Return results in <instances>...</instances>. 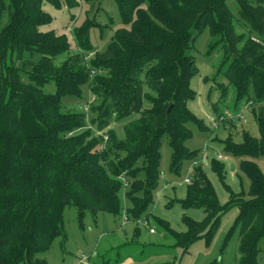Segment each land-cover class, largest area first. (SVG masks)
Here are the masks:
<instances>
[{
	"label": "trees",
	"instance_id": "16d2710c",
	"mask_svg": "<svg viewBox=\"0 0 264 264\" xmlns=\"http://www.w3.org/2000/svg\"><path fill=\"white\" fill-rule=\"evenodd\" d=\"M43 1L0 0V264H49L43 254L57 238L67 240V205L75 206L81 219L91 213L96 220L101 211L126 214L136 228L152 217L154 226L186 250L211 226L209 241L220 213L237 207L240 264H258L264 237L261 167L242 159L241 169L250 179L246 195L226 183L224 163L213 158L211 166L230 192L229 201L220 205L204 167L195 164L200 152L186 142L192 136L189 122L207 126L189 104L197 96L191 81L199 73L192 50L209 28L206 52H221L218 71L234 86L237 99L245 98V105L252 101V108L259 105L260 136L245 131L240 143L228 137L225 149L242 157L264 155V0H237L242 20L251 26L247 34L236 29L227 0H116L123 26L107 48L94 49L87 21L74 28L77 52L66 34L40 29L52 21ZM48 1L56 8L79 4ZM27 54L40 58L28 67ZM52 83L55 90H46ZM86 87L90 117L83 110L64 111V98L80 100ZM113 122L124 126L123 137ZM103 130L107 140L97 134ZM165 135L173 171L185 160L195 164L186 196L175 203L203 208L206 214L202 220L183 215L185 231L149 210Z\"/></svg>",
	"mask_w": 264,
	"mask_h": 264
},
{
	"label": "rangeland",
	"instance_id": "374dc122",
	"mask_svg": "<svg viewBox=\"0 0 264 264\" xmlns=\"http://www.w3.org/2000/svg\"><path fill=\"white\" fill-rule=\"evenodd\" d=\"M78 1L79 4L74 7H67L63 4L61 8H56L48 0H44L43 8L51 14L52 21L40 26V29L66 34L73 46L72 52H77L80 49L74 35V28L81 27L87 21H91L89 37L94 49L105 50L115 31L123 26L117 1ZM227 3L234 13L236 29L238 32L244 31L247 34L251 26L242 20L237 0H227ZM253 35L256 36V34ZM210 38V30L206 28L194 43L192 53L196 59L199 73L191 81L192 87L197 91V96L189 104L192 111L202 118L207 126L200 127L195 122H189L192 136L186 144L190 150L200 152L197 158L199 161L197 160L198 162L195 164L204 167L217 193L219 204L225 205L230 199V192L213 170L211 160L217 157L222 161L226 168V183L235 192L243 191L247 195L250 179L241 169V161L244 158L255 160L264 173V155L242 157L225 149L224 141L228 137H231L234 142L240 143L245 131L257 138L260 136L255 116L259 105L252 108L249 104L243 103L245 98L237 99L234 86L229 83L222 72L218 71L221 64V52L218 51L210 55L206 52ZM70 54L71 52H69ZM86 56V59L89 60L91 53H87ZM26 57L30 60L27 64L28 67L31 63L38 62L40 58L37 54H27ZM66 57L67 54L62 55L58 62H62ZM225 68L226 66H223V69ZM206 76L209 77L208 81H205ZM214 76H217L215 81ZM221 82L226 89L223 99L224 87L223 89L219 87ZM46 90L54 91L55 85L53 83L48 85ZM91 100L89 88L86 87L82 99L64 98L63 109L64 111L83 110L89 118L90 111L87 108L90 107ZM111 127L117 130L119 136H124V126L121 123L113 122ZM97 134L107 135L104 130L97 131ZM171 154L172 147L169 144L168 136L165 135L162 137L161 146V175L154 191L155 203L150 206L149 210H152V214L169 220L176 230L185 231L187 226L183 221V215L187 214L197 220H202L206 214L203 208L184 209L180 203H175L176 197L184 198L186 196L187 182H185V178L193 176L195 164L192 160H185L178 171H173L171 169ZM128 188H124L122 191L125 207L131 205L125 197ZM171 200L173 205L169 204ZM238 213L237 207L220 213L218 226L209 241L207 234L211 226L202 238L186 250L183 245L176 244L172 236L154 226L152 217H150L151 223L148 221L147 224L141 225V228H136L135 226L138 224L132 222L124 224V216L106 211L99 212L96 220L91 213H87L81 219L78 209L73 205H67L64 215L67 240L64 242L61 237L57 238L51 249L43 254V257L49 264H74L81 253L90 256L95 252L90 264H240L241 226L236 224ZM152 227L156 229L154 233L150 231ZM138 228L140 229L138 230ZM260 248L258 264H264V237L260 241Z\"/></svg>",
	"mask_w": 264,
	"mask_h": 264
},
{
	"label": "built area",
	"instance_id": "2783aa9c",
	"mask_svg": "<svg viewBox=\"0 0 264 264\" xmlns=\"http://www.w3.org/2000/svg\"><path fill=\"white\" fill-rule=\"evenodd\" d=\"M253 39H255V40H257V41H259V39L257 38V37H253ZM249 105L250 104H252V101H250L249 103H248ZM247 104V105H248ZM86 107H88V106H86ZM89 108H87V110H88ZM235 118V117H234ZM104 137H105V139L107 140L108 139V135H104ZM221 157V156H220ZM123 180H124V184H125V186L126 185H128V181L126 180V178L125 177H123ZM191 180H192V177L191 176H187L186 178H185V181L186 182H191ZM130 222V220H129V218H128V216L126 215V214H124V218H123V223L125 224V223H129ZM140 222L142 223V224H147V222L144 220H140ZM150 231L151 232H155V229L154 228H151L150 229ZM93 254H95V252L93 253ZM92 254V255H93ZM92 255H90V256H88L87 254H85V253H81L80 254V257H79V259H78V261L76 262V263H74V264H90V262H91V258L94 256H92Z\"/></svg>",
	"mask_w": 264,
	"mask_h": 264
}]
</instances>
